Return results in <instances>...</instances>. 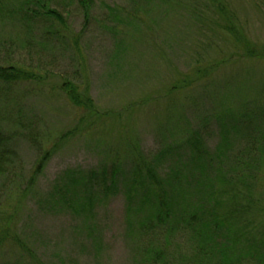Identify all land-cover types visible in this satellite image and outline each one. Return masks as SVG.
<instances>
[{
	"label": "rangeland",
	"instance_id": "374dc122",
	"mask_svg": "<svg viewBox=\"0 0 264 264\" xmlns=\"http://www.w3.org/2000/svg\"><path fill=\"white\" fill-rule=\"evenodd\" d=\"M31 1L35 4L30 6ZM40 1L57 9L65 22L38 16L22 20L15 14L23 8L40 11L38 0H0V64L29 68L38 75L34 81L0 85V124L16 149L11 181L0 180V202H13L6 194L22 186L21 175H29L48 151L54 154L37 185L43 197L63 170L97 167L104 152L115 150L108 145L122 122L131 124L142 152L150 156L158 155L162 144L178 142L172 157L186 158V142L193 132L213 151L222 139L221 126H229L220 119L230 123V112L240 119V132L231 129L222 147L227 155H240L252 137L258 139L262 129L255 127L264 128V119L257 117L260 106L264 109V60L230 58L198 83V67L227 57L231 45L215 31L207 0ZM223 1L247 36L264 44V0ZM187 75L195 81L192 86L165 94L177 78ZM71 85L92 97L99 114L137 108L114 125L108 119L93 131L64 139L88 113L73 106ZM240 111L244 119L236 114ZM155 131L168 138L157 137ZM170 158L155 165L166 169ZM261 174L264 177V171ZM256 194L264 206V180ZM20 216L18 233L28 248L2 249L0 264H152L148 256L163 239L160 230L142 228V214L127 209L123 193L99 207L87 222L69 212H44L34 197ZM167 237L170 244L162 246L163 254L153 264H222L220 255L199 251L198 239L188 228ZM251 239L262 243L264 218ZM229 264L264 260L240 255Z\"/></svg>",
	"mask_w": 264,
	"mask_h": 264
},
{
	"label": "trees",
	"instance_id": "16d2710c",
	"mask_svg": "<svg viewBox=\"0 0 264 264\" xmlns=\"http://www.w3.org/2000/svg\"><path fill=\"white\" fill-rule=\"evenodd\" d=\"M205 3L215 31L231 45L228 46L229 58H216L209 65L198 67V83L207 79L219 67V63L223 65L230 58L264 60V44L254 42L247 36L244 28L237 22L236 13L225 1L207 0ZM33 4L35 3L31 1L30 6ZM38 4L40 11L34 9L28 12L23 8L15 14L22 20L38 16L44 20L49 18L65 22L63 15L47 1L41 3L38 0ZM36 79L38 75L29 68L0 64V85L10 87ZM174 82L166 95L190 87L195 81L187 75ZM71 86L74 88L68 96L73 106L88 113L76 128L62 137L64 139L65 136H74L81 131H93L107 123L108 119H112L111 124L114 125L115 120H123L129 116L131 108H137L131 105L130 109L124 107L119 111L99 114L92 97L81 93L78 86ZM260 109L261 114L257 117L264 119V109L261 106ZM242 113L236 112L239 118L244 119ZM226 117H230L228 120L231 122L227 124L225 118L220 119L222 124L229 126H221L222 139L217 144L219 147L216 146L213 151L208 150L202 143L203 139L196 135L197 132H193L186 142L190 148L186 158L172 157L178 142L173 145L162 144L158 155L143 153L141 142L138 141L139 134L135 133L131 124L122 122L115 140L108 145L115 150L104 152L97 167L86 169L77 166L63 170L56 177L46 197L39 192L37 185L40 174L54 153H44L29 175H21L22 186L14 187L17 190L13 188L6 194L13 202H0V252L2 249L12 248L13 245L23 251L28 248L18 233V221L24 204L31 197H34L36 206L44 212H69L77 220L87 222L95 216L99 207L123 193L127 209L142 214L139 220L142 228L150 226L161 231L163 239L158 240V249L151 250L152 253L148 256L152 264L157 263L162 256V246L170 244L167 234L181 227L188 228L192 236L197 237L199 251L220 255L222 264H229L240 255L263 261L264 239L262 243H255L251 234L256 226L262 224L264 218V206L256 194L264 180L261 174L264 171V128L250 127L262 129L256 137L258 139L252 137L248 149L240 155L230 157L222 147L228 142L226 138L231 129L240 132V119L231 112ZM250 121L255 124L254 119L251 118ZM155 133L157 137H164L160 131ZM14 146L13 137L7 135L0 124V180L4 182L13 173V157L16 154ZM166 156L171 157L166 169L155 165L163 162ZM233 164L239 169L232 167ZM85 226L90 228L91 225L86 223ZM260 244L263 249L257 247Z\"/></svg>",
	"mask_w": 264,
	"mask_h": 264
}]
</instances>
